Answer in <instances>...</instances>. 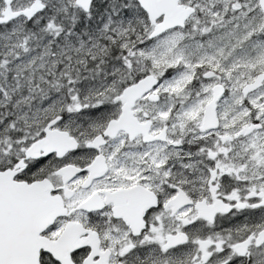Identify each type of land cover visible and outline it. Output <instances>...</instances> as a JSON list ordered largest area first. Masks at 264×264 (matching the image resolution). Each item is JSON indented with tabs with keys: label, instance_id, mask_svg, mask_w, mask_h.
Masks as SVG:
<instances>
[{
	"label": "snow or ice",
	"instance_id": "obj_1",
	"mask_svg": "<svg viewBox=\"0 0 264 264\" xmlns=\"http://www.w3.org/2000/svg\"><path fill=\"white\" fill-rule=\"evenodd\" d=\"M0 264H264V0H0Z\"/></svg>",
	"mask_w": 264,
	"mask_h": 264
}]
</instances>
